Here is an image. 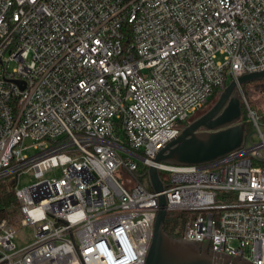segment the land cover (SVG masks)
<instances>
[{
    "label": "built area",
    "instance_id": "1",
    "mask_svg": "<svg viewBox=\"0 0 264 264\" xmlns=\"http://www.w3.org/2000/svg\"><path fill=\"white\" fill-rule=\"evenodd\" d=\"M261 70L264 0H0V179L15 176L19 212L0 219V264H82L66 224L84 264H144L150 165L168 213H188L182 240L264 264V124L241 87L239 149L153 161L213 94Z\"/></svg>",
    "mask_w": 264,
    "mask_h": 264
},
{
    "label": "water",
    "instance_id": "2",
    "mask_svg": "<svg viewBox=\"0 0 264 264\" xmlns=\"http://www.w3.org/2000/svg\"><path fill=\"white\" fill-rule=\"evenodd\" d=\"M260 79H264V70L247 72L231 80L220 90L216 101L183 126L180 133L158 151L153 161L176 165L204 164L239 149L244 143L246 130L241 122L242 97L237 90L245 83ZM147 178L156 192L158 209L144 264H252L236 254L231 257L214 249L208 250V239H204L201 246L198 242L168 235L164 230L168 216L167 199L159 171L154 165L148 167ZM66 227L84 264L67 224Z\"/></svg>",
    "mask_w": 264,
    "mask_h": 264
},
{
    "label": "trees",
    "instance_id": "3",
    "mask_svg": "<svg viewBox=\"0 0 264 264\" xmlns=\"http://www.w3.org/2000/svg\"><path fill=\"white\" fill-rule=\"evenodd\" d=\"M255 87L258 88V91L264 92V79L245 83L241 86V90L243 94L247 96L248 93H250V90ZM216 96H218V93L213 94L210 99H213ZM254 112L257 114L259 121L264 124V111L258 109ZM247 113H248L247 105L244 102H242L241 122L244 124L246 132H248L252 127L251 119L247 116ZM186 122L187 120L183 121L182 125ZM140 166H142V164ZM159 174L160 177H162V172H160ZM14 184H15V176L13 175L6 176L0 179V219L5 218L9 214L18 211V202L16 200L13 190ZM187 215L188 213L185 211L169 212L167 216V220L164 225L165 232L170 236L180 238L182 229L186 222Z\"/></svg>",
    "mask_w": 264,
    "mask_h": 264
},
{
    "label": "rangeland",
    "instance_id": "4",
    "mask_svg": "<svg viewBox=\"0 0 264 264\" xmlns=\"http://www.w3.org/2000/svg\"><path fill=\"white\" fill-rule=\"evenodd\" d=\"M217 97L218 96L214 97L213 99H210V101H208V103L205 104L201 110L203 111V110L208 109L216 101ZM245 98H246L248 107H250L252 110L256 111L260 109L264 111V92L263 91H258V88L256 87L252 88L250 90V93H248V95L245 96ZM201 110L199 111L201 112ZM196 115H198L197 112L192 115L193 117L192 116L191 117L194 118ZM191 117L187 119V122L184 123L182 127L188 124L192 120ZM31 153L32 152L29 151V154ZM52 173L56 176L60 175V172L58 169H54ZM117 177L122 182H124V184L130 182L129 178L124 175L119 174ZM34 181L35 179L32 175V172L23 173L19 177V186L24 187V186L31 184ZM5 218L9 219L10 222L13 224H18L19 212L18 211L13 212L12 214H9ZM34 234H35V229L33 226L28 225V226L18 227L15 237H14V243L16 244L17 247L24 246L34 240Z\"/></svg>",
    "mask_w": 264,
    "mask_h": 264
},
{
    "label": "flooded vegetation",
    "instance_id": "5",
    "mask_svg": "<svg viewBox=\"0 0 264 264\" xmlns=\"http://www.w3.org/2000/svg\"><path fill=\"white\" fill-rule=\"evenodd\" d=\"M200 110H201V109H200ZM206 110H207V109H206ZM206 110H203V111L201 110V112H200V111H198V112H197V114H198V115H196L195 117H197V116L201 115V114H202V113H204ZM195 117H194V118H195Z\"/></svg>",
    "mask_w": 264,
    "mask_h": 264
}]
</instances>
